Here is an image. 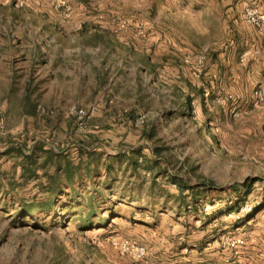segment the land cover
Returning <instances> with one entry per match:
<instances>
[{
	"label": "rangeland",
	"instance_id": "rangeland-1",
	"mask_svg": "<svg viewBox=\"0 0 264 264\" xmlns=\"http://www.w3.org/2000/svg\"><path fill=\"white\" fill-rule=\"evenodd\" d=\"M204 1L0 0V264H207L225 248L212 235L263 172L264 127L249 121L240 61L200 50L226 36L199 26ZM97 44L89 92L26 91L24 62ZM233 106L251 113L233 118ZM132 152L136 170L114 161ZM93 190L101 211L84 225ZM112 239L146 254L122 255Z\"/></svg>",
	"mask_w": 264,
	"mask_h": 264
},
{
	"label": "crops",
	"instance_id": "crops-1",
	"mask_svg": "<svg viewBox=\"0 0 264 264\" xmlns=\"http://www.w3.org/2000/svg\"><path fill=\"white\" fill-rule=\"evenodd\" d=\"M207 2L208 6L205 8L202 5L200 9L209 11V20L201 19L199 26L208 27L211 31L219 29L224 31L226 36L220 40L215 37L209 47L200 50L206 52L208 49L206 55L213 64L239 62L240 56L246 54L244 61L240 62L244 71L242 70L239 77L245 88L241 92H246L244 97L249 98L250 103L254 88L258 87L264 93V35L246 26L242 22L241 14L245 7H253L264 16V0H207L203 4L206 5ZM98 47L99 44L94 49L76 45L74 50H64L62 56L49 54L46 60L37 64L24 62L23 71L18 74L26 83L27 92H31L30 88L36 84L35 92H89V82L95 79L99 70ZM102 49L112 53L110 45L103 46ZM71 56L75 59H71ZM249 121L258 129L264 127V110L254 109ZM253 178L258 179L255 184L259 186H255L254 183L249 186ZM256 201H261L262 205L255 214L241 223L225 216L226 225L221 234L212 235L215 243L230 239L241 241L243 244L232 250L224 248L220 252L210 254L211 258L207 264H225V260L229 261L228 264H264V171L259 176L250 177L242 192L236 194L234 203L230 202L233 208L228 209L227 213L234 211L243 203L254 204Z\"/></svg>",
	"mask_w": 264,
	"mask_h": 264
},
{
	"label": "built area",
	"instance_id": "built-area-1",
	"mask_svg": "<svg viewBox=\"0 0 264 264\" xmlns=\"http://www.w3.org/2000/svg\"><path fill=\"white\" fill-rule=\"evenodd\" d=\"M242 22L253 29H255L258 33L261 35H264V16L259 13V11L256 8L253 7H245L242 10L241 14ZM128 30V27L124 24H120L117 29V32H125ZM246 58V54H242L239 58V61L242 63L244 59ZM199 62H202L203 58L199 57L197 58ZM252 108L253 109H264V93L260 88H254L252 92ZM251 113V110L247 109H238L237 107L233 106L229 110V114L233 118H239V117H247ZM74 115L76 116L77 123L81 126L83 123V120L86 117V114L83 110H77ZM262 162H263V171H264V154L262 156ZM262 205L261 201H256L254 204L251 203H243L239 205L234 211L227 213V218L237 222L241 223L249 216L255 214L256 210ZM243 242L241 241H233L230 239H224L223 240V247L228 249H235L236 246L242 245ZM112 245L117 248V250L122 254L129 256L131 258L135 259H141L145 256V248L137 243L136 241L132 240H122L118 241L115 239H112ZM225 264H228L229 261L225 260Z\"/></svg>",
	"mask_w": 264,
	"mask_h": 264
},
{
	"label": "trees",
	"instance_id": "trees-1",
	"mask_svg": "<svg viewBox=\"0 0 264 264\" xmlns=\"http://www.w3.org/2000/svg\"><path fill=\"white\" fill-rule=\"evenodd\" d=\"M126 155L125 154H122V155H118V156H115V159H114V161L118 164V165H120L124 160H126L127 162V166H131L132 167V169L133 170H136L137 169V167H138V163H137V158H133V152L132 153H129V156L127 157V159H126V157H125ZM109 160L111 161V158H109ZM112 164L111 163H109V164H106V166H105V173H106V175L107 176H110L111 174H112V172L114 171V168L111 166ZM75 171V170H74ZM95 174H98V171H95V172H92L90 175H91V177H93L94 178V175ZM68 180H71V177L68 179ZM115 180V177H112L111 178V182H113ZM103 188H105V189H107L108 191H110L111 192V190H112V185L111 184H109V183H105L104 185H103ZM210 189V188H209ZM180 190V192L181 193H184V192H188L189 191V193H190V196H191V198H192V204L194 205V206H196V204L198 203V200H199V194H197L196 192L194 193L193 192V190L189 187V186H183L182 188H180L179 189ZM207 190V189H206ZM205 190V188H203V190L202 191H206ZM60 192H53L52 193V195H53V200L52 201H54V200H56L57 199V194H59ZM101 197H103L102 195H101V192H97V191H92L91 192V196L89 197V203H90V205H88L87 207H88V215L86 216V220L83 222L84 223V225H89V224H91V223H95V220L93 221V222H91L92 221V219H93V217H97L98 215L97 214H99V212L101 211V210H99V208L97 207V206H92V204H94V202L96 201V199L97 198H100V199H102ZM71 199V198H70ZM123 198L122 197H120V199H119V201H123L122 200ZM236 204V206H237V202L235 203ZM48 209H49V207H47ZM97 208H98V210H97ZM38 211H40L41 209L43 210V208L42 207H40V208H36ZM32 210H34V208H32V207H28V208H26L25 209V212L26 213H30ZM44 211V210H43ZM185 213H186V215L188 214L187 213V210H185ZM112 215V214H111Z\"/></svg>",
	"mask_w": 264,
	"mask_h": 264
}]
</instances>
